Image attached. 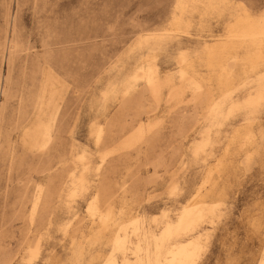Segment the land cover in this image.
Returning <instances> with one entry per match:
<instances>
[{
  "label": "rangeland",
  "instance_id": "rangeland-1",
  "mask_svg": "<svg viewBox=\"0 0 264 264\" xmlns=\"http://www.w3.org/2000/svg\"><path fill=\"white\" fill-rule=\"evenodd\" d=\"M233 1L264 16V0ZM175 3L0 0V264H102L112 231L98 232L90 201L121 225L138 218L129 239L151 247L198 191L202 217L165 246L199 236L194 264L262 262L264 97L248 119L236 109L208 120L204 100L193 108L177 70L192 65L201 91L220 99L202 41L217 38L229 9L189 7L188 27L156 33L170 28ZM227 64L240 106L260 74Z\"/></svg>",
  "mask_w": 264,
  "mask_h": 264
},
{
  "label": "bare ground",
  "instance_id": "bare-ground-1",
  "mask_svg": "<svg viewBox=\"0 0 264 264\" xmlns=\"http://www.w3.org/2000/svg\"><path fill=\"white\" fill-rule=\"evenodd\" d=\"M189 7L192 9L200 7L204 14H209L211 11L221 12L223 8L229 9V20L217 38L207 43L202 41L205 52L204 67L209 72L215 73L217 85L222 90L220 99L216 100L208 86L203 92L201 91L204 78L192 65L183 64L177 70L179 80L191 85L193 88L191 100L193 108H199L200 102L204 100V112L208 120H217L223 114H229L236 109H243L242 116L244 118L252 117L264 97V74H262L263 70L260 69L264 62V16L253 14L241 1L176 0L169 21L170 28L156 33L168 36L172 33L178 34L183 27H188L190 21L185 18V13ZM165 36L159 35L158 37L163 38ZM240 50H244L242 56ZM229 59L241 60L246 69L260 74L256 93L248 96L240 106L237 101H231L228 94L231 84V75L227 64ZM146 83L153 90L159 85L158 79L151 76L146 79ZM226 102L227 104H225ZM204 144L203 140L197 145V149ZM203 198L204 195L201 191L196 192L189 199L190 202L183 207L176 223L174 225L166 224L159 235L152 236L151 247L145 231L143 237L144 240H147L144 241V245L141 243V238L136 239L134 242L129 239V232L127 231L129 225L132 226L131 231L138 236V230H140L138 218L134 217L127 224L121 225L112 216L110 209L100 212L94 202L90 201L87 204L86 211L90 220L98 223V232L112 231L109 239L112 249L102 264H194L202 248L199 236L180 242L175 246L167 247L165 246V240L189 231L194 222L202 217L205 209ZM119 254L121 255L120 262L118 261ZM35 255L36 253L32 252L29 261ZM260 264H264V257Z\"/></svg>",
  "mask_w": 264,
  "mask_h": 264
}]
</instances>
